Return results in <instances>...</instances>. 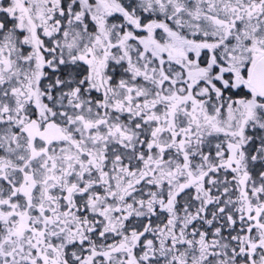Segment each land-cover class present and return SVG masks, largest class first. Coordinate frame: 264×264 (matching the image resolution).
Returning <instances> with one entry per match:
<instances>
[{"label": "snow or ice", "instance_id": "snow-or-ice-1", "mask_svg": "<svg viewBox=\"0 0 264 264\" xmlns=\"http://www.w3.org/2000/svg\"><path fill=\"white\" fill-rule=\"evenodd\" d=\"M0 264H264V0H0Z\"/></svg>", "mask_w": 264, "mask_h": 264}]
</instances>
